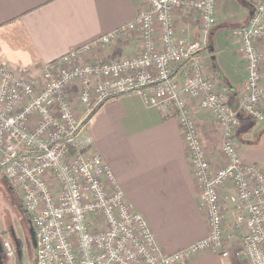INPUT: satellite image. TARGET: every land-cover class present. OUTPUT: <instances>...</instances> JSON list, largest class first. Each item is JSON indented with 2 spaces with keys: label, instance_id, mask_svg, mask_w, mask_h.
Here are the masks:
<instances>
[{
  "label": "built area",
  "instance_id": "2783aa9c",
  "mask_svg": "<svg viewBox=\"0 0 264 264\" xmlns=\"http://www.w3.org/2000/svg\"><path fill=\"white\" fill-rule=\"evenodd\" d=\"M128 22L43 63L38 75L30 66L18 71L0 59V170L21 200L34 230L33 264H177L201 252L225 257L220 188L234 207L243 264H264V168L245 161L235 142L240 112L264 119L261 80L264 0H256L248 21L232 34L244 63L246 88L236 109L225 89L204 74L198 40L177 33L174 13L192 12L206 33L217 21L219 0H146ZM137 30L139 53L110 60H89L93 49ZM184 63L183 75H174ZM77 87V105L69 94ZM136 92L144 103L173 114L182 131L200 186L205 236L171 252H162L144 216L132 209L112 170L98 153L82 150L85 122L104 101ZM195 99L222 133L221 165L206 154L187 97ZM79 105V106H78ZM77 106V107H76ZM83 108L81 114L80 109ZM4 254L15 255L8 240Z\"/></svg>",
  "mask_w": 264,
  "mask_h": 264
},
{
  "label": "crops",
  "instance_id": "0c3cea01",
  "mask_svg": "<svg viewBox=\"0 0 264 264\" xmlns=\"http://www.w3.org/2000/svg\"><path fill=\"white\" fill-rule=\"evenodd\" d=\"M255 2H239L247 12L240 20L223 15L219 0L216 24L206 33L200 31L192 12L178 9L173 16L178 34L199 41L204 74L217 88L226 90L231 109H236L246 88L244 63L232 31L248 21ZM146 5V0H0L1 62L16 71L30 66L32 74L39 76L43 63L130 21ZM257 44L263 55L259 70L264 83V40ZM139 50L138 31L131 30L91 50L86 58L110 60ZM184 70V63H178L175 77L179 79ZM76 93L77 87L72 85L69 94L75 105ZM187 103L209 161L221 163V129L194 98L188 96ZM78 108L81 114L83 108ZM238 117L235 142L240 156L264 168V119L256 120L244 112ZM81 137L89 139L82 150L98 153L108 164L130 207L144 216L162 252L174 251L207 234V218L198 207L199 182L173 114L146 105L136 92L125 93L93 110ZM233 192L230 183L219 191L228 255L205 251L177 264H242L233 247L240 233L234 224L233 204L227 199Z\"/></svg>",
  "mask_w": 264,
  "mask_h": 264
},
{
  "label": "rangeland",
  "instance_id": "374dc122",
  "mask_svg": "<svg viewBox=\"0 0 264 264\" xmlns=\"http://www.w3.org/2000/svg\"><path fill=\"white\" fill-rule=\"evenodd\" d=\"M240 1L241 0H221L219 6V8H221L220 12H223V15H228L230 18L240 17L241 20L247 16V12L242 6L238 5ZM232 27L233 26H231V28ZM76 96L78 99L77 93ZM216 165H221V163L217 162ZM31 225L27 213L21 207V200L18 192L9 185L4 173L0 170V240L10 241L15 253L12 257H8L3 251L4 256L0 264L34 263L35 254L30 233ZM237 239L238 242H235L233 247L240 251L242 249L241 233H239ZM17 243L18 246H16ZM227 247L228 250H232L233 248L232 245ZM241 263L243 264V261Z\"/></svg>",
  "mask_w": 264,
  "mask_h": 264
},
{
  "label": "water",
  "instance_id": "95a60500",
  "mask_svg": "<svg viewBox=\"0 0 264 264\" xmlns=\"http://www.w3.org/2000/svg\"><path fill=\"white\" fill-rule=\"evenodd\" d=\"M30 233H31V237H32V244H33V247H34V250H35V237H34V230H33L32 225L30 227ZM16 246H18V243H17ZM3 256L4 255H3L2 241L0 240V263H1V260H2Z\"/></svg>",
  "mask_w": 264,
  "mask_h": 264
}]
</instances>
